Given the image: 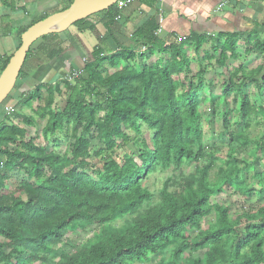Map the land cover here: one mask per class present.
<instances>
[{
  "label": "trees",
  "instance_id": "1",
  "mask_svg": "<svg viewBox=\"0 0 264 264\" xmlns=\"http://www.w3.org/2000/svg\"><path fill=\"white\" fill-rule=\"evenodd\" d=\"M101 13L105 29L119 14L115 5ZM90 21L74 27L93 31ZM156 28L149 21L135 32L143 52L107 55L97 47L62 90L40 84L22 95L17 107L28 109L31 116L14 110L0 116V264H53L48 262L50 250L64 244L76 226L102 230L95 242L55 264H135L169 248L171 260L159 264H264V203L247 211L215 198L227 182L238 183L245 200L257 191L252 185L264 188V125L258 136L251 133L264 114V103L255 105L248 91L252 84L264 87V65L250 70L238 66L225 74L220 89L225 104L230 100L234 105L233 124L240 128L233 133L223 113L226 152L237 153L251 144L254 164L226 155L211 181L209 170L218 159L204 157L202 121L210 113L203 118L199 111L201 102L211 100L198 96L199 83L202 91L210 84L202 69L190 76L185 53L190 46L199 52L205 40L191 35L170 44L154 36ZM250 41L248 35L244 53H255L264 64V39ZM215 48L204 53V61L216 56L222 65L225 54L237 57L234 36ZM62 96L65 102L59 109L56 98ZM129 132L140 139L133 153L126 151L134 138ZM59 133L71 141L62 152L57 150ZM92 136L102 149H93ZM184 167L190 172L167 176L156 194L146 186L151 176ZM14 172L24 174L18 183L11 181ZM117 220L124 221L123 229L108 230ZM197 252H203L202 260L192 256Z\"/></svg>",
  "mask_w": 264,
  "mask_h": 264
},
{
  "label": "crops",
  "instance_id": "2",
  "mask_svg": "<svg viewBox=\"0 0 264 264\" xmlns=\"http://www.w3.org/2000/svg\"><path fill=\"white\" fill-rule=\"evenodd\" d=\"M72 1L0 0V66L18 48L22 33L32 23L65 10ZM221 3L223 0H163L159 5L157 0H133L118 11L120 19H114L106 29L105 15L98 13L88 17L93 31L81 32L72 25L64 32L40 38L29 48L8 101L0 105V116L10 108L17 109L18 99L37 85L52 84L62 90V76L80 69L82 60L87 61L97 47L107 55L121 50L139 54L135 32L149 21L157 25L159 17L162 23L157 38L162 42L171 44L191 35L205 40L197 53L193 46L185 47L191 63L203 59L205 52L210 54L212 48L217 50L215 43L223 45L228 36L236 38V48L243 45L245 49L248 35L251 41L264 39V0H227L218 10ZM5 103L9 105L3 107Z\"/></svg>",
  "mask_w": 264,
  "mask_h": 264
},
{
  "label": "rangeland",
  "instance_id": "3",
  "mask_svg": "<svg viewBox=\"0 0 264 264\" xmlns=\"http://www.w3.org/2000/svg\"><path fill=\"white\" fill-rule=\"evenodd\" d=\"M186 51V49H185ZM245 46L242 45V47L236 48V59H232L228 57V54H225V57L223 59V64L218 65L217 63V57L213 58L211 61H204L203 59H196L194 62L190 65V76L193 77L200 69L204 71V77L203 79L210 84V88L206 91L205 88H202L200 86V83L198 85L199 97H206L209 95V99L211 102L209 104H205L204 102L200 103V114L203 116L210 113V117H207L202 121V129H203V137H204V146H205V152L204 157L205 159H208L211 155L216 157L218 160L215 162L212 169L209 170V179L211 181H214L216 179V171L217 167L221 164L220 161L224 160L226 158V155L228 157L234 158L235 160L239 161L240 163H244L248 166L254 164V153H253V145L247 144L242 150H240L237 153H228L226 152V140L223 136V113L225 112V118L227 122L229 123L228 126L230 127V130L235 133L240 128L235 126L234 119L232 117V110L234 109V105L230 103L228 100L227 104L223 101L221 98V84L223 83V79L226 76L228 72H233L237 70L238 66L245 67L247 70L254 69L258 65L263 64V62L257 58L255 53H244ZM187 54V53H186ZM189 56V55H188ZM192 59V57H191ZM250 99L255 105L259 106L260 104L264 103V87L261 89H258L255 85H250L248 88ZM14 93V92H13ZM230 99V98H229ZM6 100L5 102H7ZM65 97L62 96L59 99L56 98V107L61 109L64 105ZM4 105V106H3ZM2 106L5 107L6 105H9V103H5ZM11 105V103H10ZM213 108V109H212ZM15 113H17L19 116H31V112L28 109L20 108L14 109ZM2 112V110H1ZM0 112V114H1ZM3 115V114H2ZM15 124H17L20 127L25 128L30 134L34 132V128L32 127H25L22 122L18 119H12ZM259 125L255 126L253 124L251 133L253 136H258L261 133V130L263 129V121H264V114L259 116ZM36 126L41 128V122L39 120H35ZM144 133V140L148 141V135L149 133L145 131V129L142 130ZM93 134V133H92ZM129 135L134 137L132 144H130L126 151L133 153L140 145V139L138 136H135L131 132H129ZM57 137L60 140L59 148H57L58 151L62 152L65 148V146L70 143L71 141L69 139H64V135L59 133L57 134ZM88 138V136H86ZM93 138L90 140V144L93 147L94 150H99L103 148V145L97 142V140L92 136ZM40 141V138H39ZM117 157H120L122 155V152L117 151L116 153ZM93 163H96L98 165V161L95 160ZM190 172V168H182L181 170H168L166 173H160L151 176L148 181L146 182V186L150 191H153L154 194L158 192V190L161 188L163 181L165 178L168 177H182L183 175ZM24 178L23 173L14 172L11 176V181L13 183H18ZM253 188H256L257 191L253 198L250 200L243 199L240 194L238 193V183H224L220 187V193L218 194L216 198L217 201H224L225 203L232 204L233 209H244V210H256L257 207L264 203V188L261 190H258L257 187L253 186ZM124 227V221L123 220H117L113 223H110L107 226V229L112 232H119ZM102 230L101 227H79L76 226L74 229H71L68 235V239L64 244L56 245L52 247L50 250V257L49 261L50 263H57L64 255L70 253L74 249L78 247H82L83 245L91 244L95 242L98 237L99 233ZM172 252L169 248L166 253H164L161 256H153L149 255L145 260L136 262L135 264H159L162 261L168 262L171 260ZM193 257H199L200 260L203 259V252H197L192 254Z\"/></svg>",
  "mask_w": 264,
  "mask_h": 264
},
{
  "label": "water",
  "instance_id": "4",
  "mask_svg": "<svg viewBox=\"0 0 264 264\" xmlns=\"http://www.w3.org/2000/svg\"><path fill=\"white\" fill-rule=\"evenodd\" d=\"M119 0H73L65 10L38 21L25 30L20 44L0 73V105L14 88L29 48L42 37L66 31L70 26L107 11Z\"/></svg>",
  "mask_w": 264,
  "mask_h": 264
},
{
  "label": "built area",
  "instance_id": "5",
  "mask_svg": "<svg viewBox=\"0 0 264 264\" xmlns=\"http://www.w3.org/2000/svg\"><path fill=\"white\" fill-rule=\"evenodd\" d=\"M132 1L133 0H119V1H117V3H116V9H117V11H120L126 5L131 4ZM226 1L227 0H223V3H221L218 6V10H220L223 7V5L225 4ZM157 2L160 5L163 2V0H157ZM114 19H115V21H118L120 19V15L117 14ZM161 23H162V19H161V17H159L158 20H157V28H156V30L154 32V36H157L160 33ZM144 50H145V48H141V52H143ZM82 62H83V64H82V67L80 69L73 71L70 75H67L65 77V81L66 82H71L73 79H75L82 72V68H83V66H84V64H85L86 61L85 60H82ZM12 112H13V110L10 108V109L7 110V112L5 113V115L8 116Z\"/></svg>",
  "mask_w": 264,
  "mask_h": 264
}]
</instances>
